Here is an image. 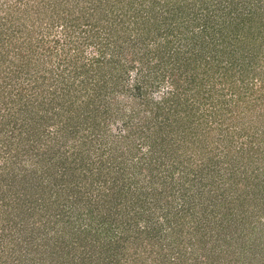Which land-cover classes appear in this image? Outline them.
<instances>
[{"label": "trees", "instance_id": "1", "mask_svg": "<svg viewBox=\"0 0 264 264\" xmlns=\"http://www.w3.org/2000/svg\"><path fill=\"white\" fill-rule=\"evenodd\" d=\"M254 1L246 0L232 16L227 12L226 20L214 18L197 0H36V6L25 5L33 10L34 22L40 21L37 30L29 37L17 34L20 27L15 34L0 35L1 114H13L12 123L0 117V128H11L9 141L20 148L39 141L45 147L22 150L35 164L31 168L5 172L8 186L13 181L21 186L8 188L14 195L0 201V264H82L71 257L86 250L94 254L88 264H211L222 248L218 253L208 247L202 257L193 246L192 228L186 226L183 235L181 222L186 201L193 204L213 192L226 200L224 184L237 191L226 200L234 213L223 214L230 225L235 227L238 216L239 224L249 225L248 218L259 222L264 183L252 185L253 194L247 189L259 167L253 164L261 156L259 143L249 141L243 154L235 150L238 161H233L227 145L234 141L226 139L225 155L235 165L224 166L214 164L217 154L216 160L202 162L194 152L182 155L180 146L189 139L194 149L207 143L202 131L195 132L207 127L201 123L206 115L223 121L226 112L240 109L244 118H252L255 106L264 103V0H258L262 5ZM55 26L59 30L49 29ZM42 30L51 33L52 47L39 35ZM89 44L95 50L84 56ZM35 60L39 67H26ZM128 63L137 66L132 83ZM164 70L187 78L184 83L193 92L177 91L172 77L155 100L150 93L166 76L159 74ZM216 82L226 90L216 88ZM193 96L211 109L195 114L198 106L187 100ZM116 121L122 130L113 134L108 128ZM59 136L65 144L71 137L69 146L50 150ZM134 156L137 161L130 163ZM241 163L253 164L242 178ZM178 195L183 203L172 210ZM39 224L50 225L51 231L36 228ZM241 241L243 251L246 242ZM127 248L134 253L130 258Z\"/></svg>", "mask_w": 264, "mask_h": 264}, {"label": "rangeland", "instance_id": "2", "mask_svg": "<svg viewBox=\"0 0 264 264\" xmlns=\"http://www.w3.org/2000/svg\"><path fill=\"white\" fill-rule=\"evenodd\" d=\"M197 1L199 2V4L203 5L205 11H207L209 14H212V16L214 18H217V20H218V17L222 18L223 20H226L225 18H228L225 15L227 12H230V16H232L234 14V10L236 8H239L242 10L244 2H246V0H204L205 4H203L201 2L202 0H197ZM35 2L36 0H0V35L4 37L8 34V31L15 34V28H18V27H20V31L17 34H24L26 35L25 37L30 36L29 31L31 34L34 33V30H37L35 29L36 27L35 22L40 23V21L35 20L34 22L32 18V15L34 14V12H32L33 10L29 12V7L25 8V5L26 4L35 5L37 4ZM254 2L257 3L258 5L259 4L262 5V3H260V1L258 0H255ZM42 5H43V2H42ZM254 10H256V8L252 7L251 9L252 13L254 12ZM12 18L13 20L14 19L15 20L13 21ZM58 27L59 26H55L54 28H49V29L57 31L59 30ZM48 33L50 32H45L42 30L41 33L39 32V35L43 36L42 38L46 46L52 47L53 42L50 41L52 36H51V33L47 35ZM94 50L95 48L92 44L85 46L83 48L84 56H88V54H92ZM130 56H131L130 54L125 55L126 58H129ZM36 61L37 60L28 63L26 67H31L32 65H34V63L38 65L36 67H39L40 64L36 63ZM127 67H128L127 80L130 83L131 81H134L136 77L135 69L137 68V66H135V64L133 63L132 64L128 63ZM164 71L165 72L160 71L159 74L163 73V75L166 74V76L160 80L161 82L159 83L158 88L155 90H152L150 93V96H153L155 100H158L162 97V93L165 91L164 88H169V86L171 85L170 83H171L172 77L177 78V80L175 81V85H176L175 88L177 91L180 89H184L181 91L183 94H186V95L187 94L189 95L190 93L193 92V89L190 88L191 86L186 85L184 83V80H188L187 78L183 79L182 77L175 76V73L177 71L174 73V76L168 75L167 71L166 70ZM185 74L189 75L188 71H186ZM157 76L159 75L157 74ZM19 77L21 78L23 82H25L26 80L25 75L23 76L19 75ZM204 86L207 87V85H204ZM222 87H223V91H225L226 90L225 85H221L219 82H216V88L222 89ZM1 89L2 88H0V90ZM202 89H205V88L203 87ZM3 94H5L4 91H3ZM227 95L225 97H228ZM191 98L192 97H190L189 99ZM250 98L252 99L253 96H251ZM0 99H3V98H0ZM4 99H7V97H5ZM189 99H187L188 103L195 102L194 106L195 105L198 106L197 110L195 111V114H200L201 111L205 112V109H209L211 107V105H208L210 103H206L207 101L203 104H201L203 100H200L199 103H196L194 96L191 100ZM230 104L232 105V102ZM216 106L218 105L216 104ZM4 111L5 110L3 109L2 104L0 103V114ZM184 111H185V108H184ZM225 114L224 116H222V118H224L223 121H219L217 117H215V119H218V121L213 120L212 116L209 117L208 115H206L204 120L201 121L203 128H204V124L207 125V127L204 128L205 130H203L200 126L199 129L195 131L196 134H197V131L199 132L202 131V133L200 134L204 133L203 134L204 139L207 141L208 144L206 143L202 147L194 149L196 145H194L193 140L189 139V141H186V142L185 140H182V141L179 140L181 144L179 145L182 147V151H183V152L181 151L182 155L187 156L190 152H194L196 153L195 156L202 158L201 161L204 162V159H208L209 157H212V159L210 160H216L214 155L217 154L218 157H217V160L214 162V164L217 163L218 166L220 165L224 166V165H229V164L235 165L233 163H230V160L238 161L236 154H235V150L239 152V154L240 153L243 154L247 150V145L249 144V141H251L250 142L251 146L253 145L256 146L257 143H259L260 149L258 152L261 153V156H259V159L253 162L255 166L259 164L258 165L259 167H257L256 169V172H255L256 174L254 175L255 178H253V180L250 181V184H251L250 187L249 186L247 187V189L253 194V191L255 190V188L252 185L257 186L260 183L261 184L264 183V103H261L260 105L255 106V109L252 113L253 114L252 118H244L243 117L244 115L240 109L230 110L226 112ZM4 116H6L7 120L9 119L8 123H12L11 119L13 118V114L8 115L7 113H3L0 115V117H4ZM193 124L196 125V123L194 122ZM178 125L180 127L182 126L181 124H178ZM194 125L191 131L192 133L194 132ZM175 126H174V129H177ZM108 129L113 134L120 133L122 130L121 124L119 123V121L111 123ZM10 131H11V128H7V127L0 128V134L6 136L4 138L1 137L2 140H0V172H3V173H0L3 176L2 181L0 180V183H1L0 201H2L1 198L7 197V195L10 192L12 193V196L14 195V193L12 192L14 189V185H16V187L21 186V184L18 185L17 183H15V181L10 182L8 186L6 182L7 173L5 172H11V173L17 172V171L22 172L24 171V169H29L35 165L33 162H30L31 160L30 155L25 154L24 151L22 150L31 151L33 150V148H36L37 146L39 149L43 150L45 147L44 143H42V141L41 142L39 141V142L32 144L31 146L32 148H31L30 146H28V144L31 145L32 142L26 141L27 143L23 144L24 147L20 148L18 145H21V144L13 143L14 140H12V142L9 141L10 138L8 137L11 136L10 134H12L10 133ZM228 138L233 139L234 141L233 145H227L232 151V153L231 151H229V154L232 155L229 161H228V158L226 157L228 155H225V148L227 149V147H226V143L224 142L226 139L228 142L229 140ZM71 139L72 138L69 137L67 143L65 144L63 143L64 138L60 137L59 140L53 141L52 142L53 144H49L50 146L49 149L50 150L63 149L64 147L69 146V141ZM135 142H137L136 139H134V141L131 142V144H134ZM79 147L81 148L80 144H79ZM201 151H203V155L199 156L197 152H201ZM16 158H19V160H17ZM8 161L11 162V165L9 164L10 163L9 162L8 168H6V170L3 169L5 170L3 171L2 166L6 167ZM136 161L137 159L134 156L132 157L130 163L132 162L135 163ZM143 161L145 162V160ZM253 164L251 166H247V165L243 166V164L241 163L242 166H240V168L243 170L241 171L240 176L242 175V173H246V172H247L246 174L248 175L249 172L252 170ZM236 167L239 168V164L236 165ZM247 167H251V168L247 169ZM145 170L146 168L144 169V171ZM138 175H139L138 172L135 170L133 172V176H135L136 178V176ZM235 175H239V173H236ZM135 178L133 180H135ZM130 184L134 185L136 183L131 182ZM240 185H244V186L246 185L244 180L241 181ZM8 188H11L12 191H9ZM229 189L226 184L223 185V191H224L226 200L234 198V195L237 193V191H235V194H234L233 193L234 190L233 189L229 190ZM245 191L246 190L241 192V194L244 195L246 193ZM215 195H217V193L213 192L211 197H208V198L205 197V199H202V200L197 199L198 201L196 200L193 204H190L188 201H186V204L184 206L186 207L185 208L186 209L185 219H183L182 220L183 222H181L183 225L182 226L183 235L186 233V226H190V228H192V233H193L192 234V242L194 243L193 246H195V248L197 249V253L201 255L202 257L204 255L203 252H205L206 248L208 247H211V249H213L216 252H218L217 250L219 248H222L221 253L218 252L221 255L216 256L213 259V262H211V264H225L227 262H230L228 264H238V263L239 264H264V214H259V215H262L261 218H259V222H253L254 220L253 218L252 219L248 218V222H250L249 225H247V222L245 225H243L242 220H241V223H240L241 225H240L239 224L240 218L238 216L235 218L236 225L235 227H233V225H230V220L228 219V216L223 217V214L227 213L229 210H231L234 213L233 207H231L232 203L228 204L223 197L221 199H218L217 196ZM87 196L91 197L89 192L87 193ZM160 201L162 202L163 199H161ZM181 202L183 203L179 195L174 196L172 198V206H173L172 210L177 209ZM150 204L152 205V201H150ZM205 204H207L208 206L204 207ZM65 208L66 206L65 207L62 206L61 210L64 211ZM74 212L75 210L73 211V213ZM225 221H228L226 226L224 224ZM173 224H174L173 222L170 223V225H173ZM27 226H29V224H27ZM250 227H252L251 230H250ZM36 228H43V230L45 228V229H48L50 232L51 231L50 228L52 227H50V225L47 226V225L39 224ZM173 233L174 232H171V234ZM243 234H244V237L243 238L240 237V235H243ZM237 235L239 236V238L237 237ZM62 237L66 238L68 237V235H63ZM241 240H245L244 242H246L244 244L246 249L243 251L239 250V247H241L243 244ZM225 246H231V248L226 249ZM232 247H234L235 249ZM124 250L125 252L129 254L127 255L128 258L133 256L130 254H134V253L130 251L128 248ZM92 254H90V250L89 251L86 250L85 255L82 254L81 257H78L77 255H75L71 258L75 260L77 263L79 262L82 264H88V263H85V261L90 262L91 259L94 258V254L93 255ZM254 255H255V258H253ZM95 260L97 262L100 259H95ZM146 262H147L146 260L142 261L143 264ZM193 263L191 262V264Z\"/></svg>", "mask_w": 264, "mask_h": 264}]
</instances>
